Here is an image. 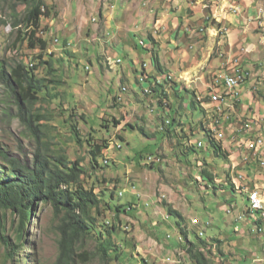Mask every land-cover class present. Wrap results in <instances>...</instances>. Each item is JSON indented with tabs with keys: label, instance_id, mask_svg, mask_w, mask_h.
<instances>
[{
	"label": "rangeland",
	"instance_id": "rangeland-1",
	"mask_svg": "<svg viewBox=\"0 0 264 264\" xmlns=\"http://www.w3.org/2000/svg\"><path fill=\"white\" fill-rule=\"evenodd\" d=\"M44 2L51 11L36 36L46 41L42 61L51 62L52 75L36 60L40 50L28 46L25 7L16 0H0V66L37 65L35 76L48 89L33 111L48 119L42 131L49 146L80 161L89 172L86 188L104 194L97 224L111 222L116 206L131 205L118 216L113 239L116 245L125 241L123 264H195L184 252L187 241L174 245L177 220L169 209L182 216L180 229L190 242L204 241L199 248L208 264H264V214L247 209L248 192L263 193L264 165L243 160L264 146V137H254L264 135V0ZM235 71L246 74L242 92L235 100L217 87L220 112L213 82ZM153 87L161 94L144 96ZM16 113L0 84V152L30 165L36 145ZM256 138L262 146L251 143ZM93 145L106 146L94 171ZM6 166L0 156V174ZM203 170L213 181L202 178ZM12 218L7 229L13 241L18 220ZM22 237L19 258L7 257L0 245V264H55L58 231L49 206H36ZM80 248L92 257L85 264H106L93 256V241Z\"/></svg>",
	"mask_w": 264,
	"mask_h": 264
},
{
	"label": "trees",
	"instance_id": "trees-1",
	"mask_svg": "<svg viewBox=\"0 0 264 264\" xmlns=\"http://www.w3.org/2000/svg\"><path fill=\"white\" fill-rule=\"evenodd\" d=\"M16 1L25 7L21 23L29 29L26 38L28 46L31 49L40 50L36 60L39 65L46 67L47 74L52 75L54 69L51 62L42 61L43 52L46 50V41L36 36L41 18L50 15L51 7L46 5L44 0ZM33 66L29 67L19 63L9 70L0 66V84L9 91L17 108L16 117L28 130L36 145L30 165L22 164L19 160L9 158L0 152V156L7 162V169L1 171L0 174V245L6 251L7 257L11 259L21 257L22 236L31 214L37 205H47L57 222L59 254L55 264H76V261L81 264L89 262L92 257H88L86 251L79 252L81 245L86 240L93 241L95 244L94 257L98 254L106 264H123L122 252L126 245L123 244L125 241L119 238V243L116 245L113 239L118 238L116 234L120 224L118 216L131 210V205L127 204L128 209L124 206H116L111 222L105 223L103 226L97 224V218L102 216L100 204L104 194L95 193L92 186L86 188L85 179L88 178L89 172L85 171L80 161H71L61 148L52 149L49 146L48 137H46L48 132L42 131V128H48V119L33 111L34 105L40 99L45 98L41 96V93L48 87L44 83V78L39 79L35 76V70L38 67H36L37 65ZM151 90V94L157 91L161 94L155 87ZM151 94L143 95L150 97ZM207 133L209 132L207 131ZM76 135L74 134L75 137ZM209 136L207 135L209 144L213 147L214 153L219 155L220 147L215 143V137ZM103 148L106 146L93 145L90 149L92 171L101 166L97 159L102 157ZM138 157L143 159L142 154ZM202 173V178H206L210 182L213 181V176L208 171L203 170ZM109 197H113V194H109ZM168 213L177 220L174 229L168 227L173 229L177 236L174 245H178V242H182V240L187 241V247L184 248L186 255L195 264H208L204 251L199 248L204 245V241L197 239L196 243L190 242L184 228L180 229L179 220L182 219V216L171 209L168 210ZM14 216L17 217L18 223L12 241L8 236L7 228L8 222H10V229H12L14 225L12 217ZM255 223L260 222L256 221ZM175 227L179 230L177 231ZM216 244L218 246L220 241L217 240ZM208 251L210 252V250ZM24 258L26 259V257Z\"/></svg>",
	"mask_w": 264,
	"mask_h": 264
},
{
	"label": "built area",
	"instance_id": "built-area-1",
	"mask_svg": "<svg viewBox=\"0 0 264 264\" xmlns=\"http://www.w3.org/2000/svg\"><path fill=\"white\" fill-rule=\"evenodd\" d=\"M215 80H214V83H215ZM226 85H232L231 95L235 98V100L239 99V94H240L239 87L241 86V76H234V72L233 73L231 72L230 74L227 75ZM224 86L225 85H223V88H224ZM215 100L221 105V94L215 95ZM220 109H221V106H220ZM217 122H218L217 119H216V121L213 122L214 126H215V123H217ZM257 140H262V139L256 138V139L252 140L251 143L255 142ZM258 164L260 167H262V161H258ZM238 187L239 186H237V188ZM120 195H122V194L120 193ZM248 196H255V204L253 205L252 210H250V211H253V209H260L261 213L264 214V195H263V193H256L255 189H253L250 192H248Z\"/></svg>",
	"mask_w": 264,
	"mask_h": 264
},
{
	"label": "bare ground",
	"instance_id": "bare-ground-1",
	"mask_svg": "<svg viewBox=\"0 0 264 264\" xmlns=\"http://www.w3.org/2000/svg\"><path fill=\"white\" fill-rule=\"evenodd\" d=\"M143 42H141V44H142ZM118 62H119V60H118ZM117 62V63H118ZM144 67V66H143ZM143 70V69H142ZM225 74V76H223L222 78L220 77V79L218 78V79H216L215 80V83L213 84L215 87H220V85H221V83H222V87H223V85H225L224 86V89L225 90H227V91H229L230 92V94L232 93V85H226V82H227V74L226 73H224ZM223 74V75H224ZM248 75V74H247ZM146 76V75H145ZM234 76H241V85H242V83L244 82V80H245V78H246V74H244V73H242V72H239V71H235L234 72ZM145 80H146V78H144ZM156 81V80H155ZM141 82V81H140ZM154 83H156V82H154ZM152 84V83H151ZM158 84V83H157ZM156 85V84H155ZM150 86V85H149ZM148 86V87H149ZM211 88V87H210ZM211 89H214V88H211ZM151 89H149V88H146L145 89V91H144V94H149V93H151L152 91H150ZM213 91V93H216L217 91H216V89H215V91L214 90H212ZM222 91V90H221ZM215 95H220V94H218V93H216ZM215 95L212 97L214 100H215ZM233 99H235L233 96H231ZM262 143H263V140H259L257 143H256V145H258V146H261L262 145ZM198 147H201V145L200 144H198ZM252 151H254V148L253 149H251V152L250 153H252ZM249 153V152H248ZM249 153V154H250ZM251 155V154H250ZM254 155H256V153L254 154ZM259 159V158H258ZM262 165H264V163L262 164ZM258 190L257 189H255V192L256 193H258L257 192ZM248 202H249V210H252V207H253V205L255 204V196H248ZM253 212H260V209H253ZM262 217H264V215L262 216ZM240 219V218H239ZM240 221V220H239Z\"/></svg>",
	"mask_w": 264,
	"mask_h": 264
},
{
	"label": "crops",
	"instance_id": "crops-1",
	"mask_svg": "<svg viewBox=\"0 0 264 264\" xmlns=\"http://www.w3.org/2000/svg\"><path fill=\"white\" fill-rule=\"evenodd\" d=\"M83 26V25H82ZM86 26H84V28H85ZM75 34V30L73 31V32H70L69 33V38L71 37V36H73ZM70 40V39H69ZM148 56L149 57H151L152 58V55L151 54H148ZM147 56V57H148ZM118 62V60L116 61V63ZM213 84H214V82H213ZM212 88H214V89H217V87H215V86H212ZM240 92H242V90H241V88H240ZM217 93V92H216ZM216 93H213V96L216 94ZM248 95H250V94H243V96L245 97V98H247L248 97ZM247 101L248 100H245V102L247 103ZM217 102V101H216ZM243 102H244V100H243ZM218 103V102H217ZM246 103H244V105L245 106H243V108L244 109H247V108H249L248 106H250V105H248V103H247V105H246ZM249 103H250V100H249ZM243 104V103H242ZM241 104V105H242ZM251 106H253V105H251ZM253 107H255L254 108V111H256V110H259L256 106H253ZM217 110L218 111H222V109H220V104L218 103V105H217ZM257 112V111H256ZM233 115L234 114V111H231V113L229 114V115ZM253 118H255L256 120H258L259 118L258 117H256V115H254L253 116ZM262 118V117H261ZM230 126V128L232 127V125L230 124L229 125ZM263 129V128H262ZM256 132H258V130L256 129ZM262 132L260 131V133H256V134H254V137H264V135L263 134H261ZM244 134H246V133H244ZM259 134H261L260 136H257V135H259ZM247 137H250V135L249 136H247ZM243 142H244V140H242ZM241 142V141H240ZM249 142V141H248ZM248 142H246V146H247V143ZM242 143V142H241ZM237 144H240V143H237ZM252 145H254V144H252ZM255 146H257V145H255ZM262 146V145H261ZM257 147H259V146H257ZM244 148H245V145H244ZM259 155H250V156H248L249 155V153L248 154H246L247 156H245V157H247L248 159H246L245 157H244V164L245 165H247L248 164V166L249 165H253V163L254 162H256L257 161V165H259L258 164V158H259V161H262V164L264 163V146L261 148V151H259ZM250 163V164H249ZM264 180V179H263ZM263 185L261 186V188H263L264 187V183H262ZM256 187V186H255ZM257 188V187H256ZM260 188V189H261ZM263 195H264V190H263Z\"/></svg>",
	"mask_w": 264,
	"mask_h": 264
},
{
	"label": "clouds",
	"instance_id": "clouds-1",
	"mask_svg": "<svg viewBox=\"0 0 264 264\" xmlns=\"http://www.w3.org/2000/svg\"><path fill=\"white\" fill-rule=\"evenodd\" d=\"M146 65H147V64H146ZM147 67H148V66H146L145 69H147ZM247 201H248V196H247ZM247 209H248V213H249V214H251V215H256V214H257V213L251 212V211L249 210V202H248V207H247ZM231 210H232V208L229 207L228 210H227V212L229 213V212H231ZM257 215H258V214H257ZM238 218H239V217H238ZM238 218H237V219H238ZM238 222H240V221L238 220ZM263 261H264V258H263Z\"/></svg>",
	"mask_w": 264,
	"mask_h": 264
}]
</instances>
